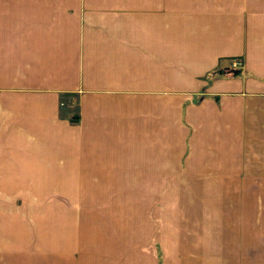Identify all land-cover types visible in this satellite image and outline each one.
I'll return each instance as SVG.
<instances>
[{
    "label": "crops",
    "instance_id": "crops-1",
    "mask_svg": "<svg viewBox=\"0 0 264 264\" xmlns=\"http://www.w3.org/2000/svg\"><path fill=\"white\" fill-rule=\"evenodd\" d=\"M263 159L264 0H0V264H135L167 190L240 214Z\"/></svg>",
    "mask_w": 264,
    "mask_h": 264
},
{
    "label": "rangeland",
    "instance_id": "rangeland-1",
    "mask_svg": "<svg viewBox=\"0 0 264 264\" xmlns=\"http://www.w3.org/2000/svg\"><path fill=\"white\" fill-rule=\"evenodd\" d=\"M233 62L234 60L231 61V69H233ZM245 192L246 195L239 199L242 202L239 208L240 214L237 206L225 205L228 197L231 198L227 200L234 203L229 193L228 197L217 193L214 206H209L206 198L184 197L183 200L187 201H182L180 208L183 213L178 214V190H167L163 204L148 207V224L144 228L146 235H151L150 239L147 238L149 241L144 248L142 247L143 249L138 245L140 239H137L134 249L135 264H224V261L225 264L228 262L229 264H264V190ZM234 198H236L235 195ZM244 199L247 200L245 211ZM188 202H192V206L186 205ZM178 216L191 220L178 221ZM178 229L186 236L178 239ZM212 230L216 232L241 230L245 231L246 236L239 239L240 243L232 244L230 247L223 245L225 250L223 253L222 248L218 247H214V251L210 252L211 248L204 247L207 243L202 235ZM202 241L203 244H200ZM236 246L237 250L240 248L239 252H234ZM97 256V261L102 256L103 260L112 259L117 263H120L124 257L117 259L116 255L107 253Z\"/></svg>",
    "mask_w": 264,
    "mask_h": 264
},
{
    "label": "built area",
    "instance_id": "built-area-1",
    "mask_svg": "<svg viewBox=\"0 0 264 264\" xmlns=\"http://www.w3.org/2000/svg\"><path fill=\"white\" fill-rule=\"evenodd\" d=\"M242 66V64L240 63V61L238 60H234L233 64H232V68L233 69H240Z\"/></svg>",
    "mask_w": 264,
    "mask_h": 264
},
{
    "label": "water",
    "instance_id": "water-1",
    "mask_svg": "<svg viewBox=\"0 0 264 264\" xmlns=\"http://www.w3.org/2000/svg\"><path fill=\"white\" fill-rule=\"evenodd\" d=\"M238 73V71H232L233 75H236Z\"/></svg>",
    "mask_w": 264,
    "mask_h": 264
},
{
    "label": "trees",
    "instance_id": "trees-1",
    "mask_svg": "<svg viewBox=\"0 0 264 264\" xmlns=\"http://www.w3.org/2000/svg\"><path fill=\"white\" fill-rule=\"evenodd\" d=\"M232 75V74H231Z\"/></svg>",
    "mask_w": 264,
    "mask_h": 264
}]
</instances>
